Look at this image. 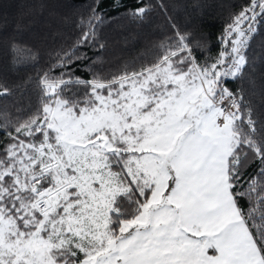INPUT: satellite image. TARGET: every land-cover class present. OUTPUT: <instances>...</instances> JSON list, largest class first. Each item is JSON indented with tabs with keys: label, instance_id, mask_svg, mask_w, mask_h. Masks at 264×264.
<instances>
[{
	"label": "snow or ice",
	"instance_id": "6c2138e0",
	"mask_svg": "<svg viewBox=\"0 0 264 264\" xmlns=\"http://www.w3.org/2000/svg\"><path fill=\"white\" fill-rule=\"evenodd\" d=\"M137 2L140 21L166 13ZM262 20L264 0H246L203 62L172 24L139 71L45 73L32 116L0 115V264H264V121L227 86ZM103 22L90 7L59 64Z\"/></svg>",
	"mask_w": 264,
	"mask_h": 264
},
{
	"label": "trees",
	"instance_id": "16d2710c",
	"mask_svg": "<svg viewBox=\"0 0 264 264\" xmlns=\"http://www.w3.org/2000/svg\"><path fill=\"white\" fill-rule=\"evenodd\" d=\"M162 2L166 13L157 7L140 21L130 14L139 7L137 0H0V86L10 90L0 96V115L13 122L32 116L43 102L40 78L45 73L59 77L71 72L89 80L94 74L111 78L149 66L160 56V45L175 37L172 24L191 34V43L200 42L196 52L200 62L215 57L222 46L219 37L246 0ZM93 6L104 17L98 43L80 47L75 53L80 59L66 68L58 56L76 43L81 34L77 24ZM247 57L242 78L227 80V86L234 92L242 89L256 118L264 121V20L250 41ZM78 90L83 92V86ZM256 167L252 165L248 172Z\"/></svg>",
	"mask_w": 264,
	"mask_h": 264
},
{
	"label": "built area",
	"instance_id": "2783aa9c",
	"mask_svg": "<svg viewBox=\"0 0 264 264\" xmlns=\"http://www.w3.org/2000/svg\"><path fill=\"white\" fill-rule=\"evenodd\" d=\"M229 79H231V78H229Z\"/></svg>",
	"mask_w": 264,
	"mask_h": 264
},
{
	"label": "rangeland",
	"instance_id": "374dc122",
	"mask_svg": "<svg viewBox=\"0 0 264 264\" xmlns=\"http://www.w3.org/2000/svg\"><path fill=\"white\" fill-rule=\"evenodd\" d=\"M222 42V41H221ZM229 80V79H228Z\"/></svg>",
	"mask_w": 264,
	"mask_h": 264
}]
</instances>
